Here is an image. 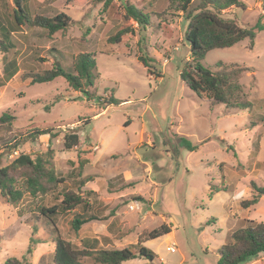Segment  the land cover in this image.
I'll use <instances>...</instances> for the list:
<instances>
[{"label":"rangeland","instance_id":"1","mask_svg":"<svg viewBox=\"0 0 264 264\" xmlns=\"http://www.w3.org/2000/svg\"><path fill=\"white\" fill-rule=\"evenodd\" d=\"M239 1L243 8L225 10V17L241 27L253 26L260 17L264 23V0ZM125 2L155 12L151 0H87L80 10H64V0H20L21 12L12 0H0V42L12 46L0 48V117H14L9 125H0V167L19 153L53 150L52 165L62 185L92 202L88 212L99 218L73 234L68 225L73 213L56 216L60 234L77 247L98 237L107 248L123 249L169 223L170 234L140 243L155 255L152 261L137 256L122 264H216L217 250L229 235L247 220L264 222V195L254 206H241L252 196L251 182L264 187V30L256 32L252 47L243 40L208 52L200 62L213 72L228 67L238 72L251 104L245 110L210 107L179 78L191 61L181 13L151 15L142 30L124 20ZM61 12L72 21L65 31L49 36L30 24L34 16ZM122 28L132 32L120 43H109ZM83 53L93 56L98 73L94 86L85 88L87 94L74 91L62 77L31 83V76L57 62L67 70L71 57ZM139 56L152 67L145 68ZM8 71L15 76L3 88ZM110 98L114 103L102 104ZM47 127L58 136H42L4 152V144L17 134ZM69 130L78 133L79 145L65 151L62 138ZM77 156L87 159L81 177L73 166ZM111 178L118 186L115 195H108L113 193L107 189ZM89 185L97 194L85 195ZM30 200L14 208L0 197V264L8 258L54 264L53 225L26 203ZM43 203L52 205L53 196ZM17 209L24 212L22 218ZM252 261L264 264V254L246 264ZM82 262L96 264L90 257Z\"/></svg>","mask_w":264,"mask_h":264},{"label":"trees","instance_id":"2","mask_svg":"<svg viewBox=\"0 0 264 264\" xmlns=\"http://www.w3.org/2000/svg\"><path fill=\"white\" fill-rule=\"evenodd\" d=\"M87 0H64V10H80ZM155 12H145L134 5L124 3V20H132L142 30L148 25L151 15L162 18L166 14L181 13L186 28L184 39L190 46L191 61L186 62L179 74L181 82L192 92L205 99L210 107L223 105L227 109L245 110L251 107L247 100L242 85L237 81L238 72L221 69L213 72L201 65L205 55L215 49H225L235 44L248 40L250 47L254 45L256 32L264 30L261 17L253 26H239L235 20L224 16V11L232 7L243 8L239 0H151ZM14 8L21 10L20 0H12ZM162 9V10H161ZM17 25L23 26L17 19ZM70 17L61 12L53 17L34 16L30 22L31 26L44 29L49 36L59 31H65L71 24ZM132 30L122 28L115 35L108 38L109 43H120L122 37ZM11 44L5 46L0 42V48L7 51ZM139 61L147 69L152 66L148 64L147 57L139 56ZM15 75L8 71L7 79ZM98 76L93 56L91 54H74L71 57V65L65 70L60 62L54 64L52 69L45 70L40 74L31 76V83L42 84L53 81L57 77L66 80L69 87L74 91L87 94L88 88L94 86V80ZM114 103L112 98L102 102L106 107ZM14 117L3 114L0 117V125H9ZM89 120H84L87 124ZM42 136H48L49 140L58 136L52 127L32 128L26 133L17 134L9 144H4V152L16 150L22 143L34 142ZM63 149L70 151L79 145V136L76 131H68L62 138ZM3 151V150H2ZM2 152V153H4ZM53 150L48 146L45 153H36L35 156L19 153L8 164L0 167V197L11 207L16 208L27 197L31 198L26 203L34 204V211L47 217L53 225L56 236L54 237V264H84L82 259L90 257L96 264H122L137 256L152 261L155 255L140 245L142 241L155 239L168 235L172 231L169 223H163L159 227L142 235L137 245H130L123 249L107 248L100 245L99 240H83L81 247L66 240L56 228V216L65 213H73L69 221V230L76 234L82 225L99 218L88 212L89 203L82 195L76 194L62 185L52 165ZM86 160L77 156L73 166L78 167V176L81 177V166ZM82 179V178H81ZM83 180V179H82ZM92 177L86 178V181ZM84 181V180H83ZM82 182V185L86 182ZM122 185L124 183L121 182ZM62 185V186H61ZM81 185V186H82ZM114 179L108 180V188L114 187ZM122 187V186H120ZM252 196L247 201H242L243 208H249L258 203L259 198L264 195V187H258L254 182L250 183ZM90 192H85L88 195ZM53 196L54 203L46 206L43 202L49 196ZM40 200V203H37ZM82 212H75L76 208ZM29 210V207H28ZM17 215L22 216L24 212L17 209ZM36 231V230H34ZM226 244L217 250L216 264H246L264 254V222L245 221V225L234 231L228 237ZM28 248L26 253L31 254ZM2 264H25L24 258H8Z\"/></svg>","mask_w":264,"mask_h":264},{"label":"crops","instance_id":"3","mask_svg":"<svg viewBox=\"0 0 264 264\" xmlns=\"http://www.w3.org/2000/svg\"><path fill=\"white\" fill-rule=\"evenodd\" d=\"M18 31V30H17ZM14 33V31H12V32H10V34H13ZM5 70V69H4ZM14 76L15 75H13L10 79H9V82H7V83H5L2 87L3 88H5L7 85H10L11 83H12V80L14 79ZM84 160H86L87 161V159L86 158H83ZM76 161V160H75ZM112 179V178H111ZM110 180V179H109ZM91 183L93 182V180H91L90 181ZM90 182H88V183H90ZM93 183H95V182H93ZM88 189H90V188H92V186L90 187V185L89 186H86ZM118 187V186H117ZM116 186H114V187H112V188H110L111 189V191H113V193H109L108 192V195H115L117 192V190H118V188H117ZM94 188L95 189H98V188H96L95 186H94ZM107 189H109L108 188V181H107ZM86 192H90L89 194H92V193H96L97 194V190H93V188L91 189V190H87ZM99 199H100V196L98 197ZM101 200V199H100ZM106 203V202H105ZM103 203V207H105V206H107L108 204L106 203ZM90 204H92V202H90ZM89 204V205H90ZM90 214H93V215H95V216H97L96 214H94V213H91V212H89ZM16 215H17V212H16ZM105 215H107V214H104V216ZM18 216V215H17ZM24 216V214L22 215V216H18L19 218H22ZM96 221V220H95ZM91 222V221H90ZM85 224H88V222L87 223H85ZM106 237V236H105ZM95 239H97V240H99V242H100V245H103V243H102V240H100L98 237H94ZM108 238L106 237L105 238V240H106V242H108L109 240H107ZM108 244V243H107ZM254 262L255 261H252L251 263H249V264H254Z\"/></svg>","mask_w":264,"mask_h":264},{"label":"built area","instance_id":"4","mask_svg":"<svg viewBox=\"0 0 264 264\" xmlns=\"http://www.w3.org/2000/svg\"><path fill=\"white\" fill-rule=\"evenodd\" d=\"M169 250H170L171 252H174V247H170Z\"/></svg>","mask_w":264,"mask_h":264}]
</instances>
